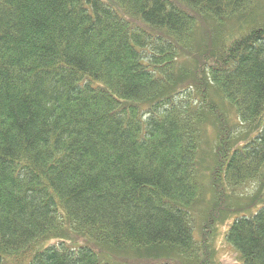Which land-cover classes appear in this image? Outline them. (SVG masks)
Masks as SVG:
<instances>
[{
    "label": "trees",
    "instance_id": "16d2710c",
    "mask_svg": "<svg viewBox=\"0 0 264 264\" xmlns=\"http://www.w3.org/2000/svg\"><path fill=\"white\" fill-rule=\"evenodd\" d=\"M253 3L0 0V264H110L137 247L171 254L149 264H218L210 226L196 238L195 217L206 179L215 203L223 182L254 179L264 165V17L207 68L204 47L193 71L182 51L203 46L200 19ZM210 119L217 144L205 177ZM243 127L253 136L240 137ZM225 239L237 264H264V206L235 218Z\"/></svg>",
    "mask_w": 264,
    "mask_h": 264
},
{
    "label": "rangeland",
    "instance_id": "374dc122",
    "mask_svg": "<svg viewBox=\"0 0 264 264\" xmlns=\"http://www.w3.org/2000/svg\"><path fill=\"white\" fill-rule=\"evenodd\" d=\"M252 8L253 10L251 11L246 10L224 21L218 19L210 20L209 18L200 19L196 36L197 38L198 36L201 37V39H198L200 43L202 42L203 46L197 47L193 44V53L182 51L184 52L182 56H190V59L185 57V66L193 71L192 66H195V63L191 60L195 57L196 51L199 53V58L201 49L204 47L206 50L204 54H208L209 58L200 57V59L207 68L213 63L219 48L223 47L232 38L240 36L249 28L257 26L264 17V0H254ZM193 47H190V50H192ZM210 94L214 101H216L217 108H219L221 114L224 116L227 125L232 126V124H236V112L234 108L222 98L218 96L217 98L216 95ZM217 127V123L212 119L207 120L204 124L201 141V156L203 163H200V165L202 169L205 168V171H203L205 177L207 176L206 172L209 174L213 167L212 165H215L213 156L215 155L214 151L216 150L217 144ZM239 133H241L240 137L245 136L248 137V139L254 134L253 132L249 134L246 127L240 129ZM244 142L245 140L243 139L241 142L238 141L237 143L241 145ZM204 183L207 189H205L204 196L201 200V210L195 217L197 225L195 226L194 235L196 238L200 239V232H198L199 224L201 227L200 229H202L203 225L207 222L210 226L209 231L210 233L212 232L211 235L213 234L211 238V252H214V261L218 264H237L240 261L239 253L231 243L226 241L225 233L235 218L240 216H252L259 208L264 206V165L261 167L258 176L254 179L237 185H228L226 182H223L221 186L222 190L216 195L215 203H213L214 198L208 187V179H206ZM160 249L161 250L157 251L145 247L125 249L112 255L107 261L110 264H149L153 261L171 260L170 257H165L171 256V254L166 253L167 248L161 247ZM100 252H103L102 254L105 255L109 253L105 250H100ZM187 261H189L187 262L188 264H195L194 258L192 260L187 259Z\"/></svg>",
    "mask_w": 264,
    "mask_h": 264
}]
</instances>
